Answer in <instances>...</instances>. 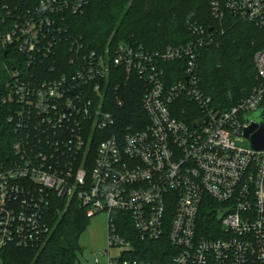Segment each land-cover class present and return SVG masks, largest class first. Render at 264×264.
<instances>
[{"label": "built area", "instance_id": "1", "mask_svg": "<svg viewBox=\"0 0 264 264\" xmlns=\"http://www.w3.org/2000/svg\"><path fill=\"white\" fill-rule=\"evenodd\" d=\"M82 4L0 0V23L11 20L0 54L28 70L0 61V264L9 247L43 248L73 202L89 219L108 214L109 249H123L107 253L108 264H152L127 258L134 242L115 213L141 241L166 239L167 264H264V151L234 140L264 108V47L254 58L261 83L220 109L200 89L198 52L213 40L203 27L190 26L196 42L158 52L112 41L88 50L63 25ZM225 9L264 35V0H227ZM212 11L225 16L219 3ZM61 42L59 73L43 66ZM181 62L184 79L171 82L167 65ZM122 73L142 82L140 126L117 118Z\"/></svg>", "mask_w": 264, "mask_h": 264}, {"label": "trees", "instance_id": "2", "mask_svg": "<svg viewBox=\"0 0 264 264\" xmlns=\"http://www.w3.org/2000/svg\"><path fill=\"white\" fill-rule=\"evenodd\" d=\"M14 1L16 0H6V3L11 5ZM29 1L33 3L39 0ZM82 1L81 12L68 10L64 14L66 19L63 25H67L71 35L80 40L88 50L102 49L109 41L112 44L142 46L151 52L185 46L196 42L197 36L190 26L197 25L205 29L207 38L213 35L212 43L203 44L198 52L200 89L204 96L211 98L213 106L220 109L234 106L247 98L261 83L257 78L254 58L264 47L263 32L255 25L237 20L227 12V0ZM213 3H219L225 10L223 19H216L213 15ZM10 22L8 19L5 24L0 23V29L8 32ZM64 43L55 46L51 59L43 67L52 66L55 71L62 72L67 60V45ZM63 49L65 57H62ZM12 59V53L5 56L0 54V61L7 62L10 67L17 65L26 72L24 59H19L17 64ZM183 66L184 62L167 65L171 82L184 79L183 75H179ZM127 78L122 73L117 82L120 85L117 97L124 106L116 108L115 112L124 126H140L141 122L147 121L142 107L144 88L136 75H131L129 80ZM115 217L122 235L134 242V250L127 253V258L152 264L169 262L165 253L169 249L166 239L156 242L141 241L131 232L127 217L118 213H115ZM53 220L55 222L52 224L51 236L43 248L9 247L3 253V264H79L78 253L82 251L79 241L89 223L85 209L73 202L66 212Z\"/></svg>", "mask_w": 264, "mask_h": 264}, {"label": "rangeland", "instance_id": "3", "mask_svg": "<svg viewBox=\"0 0 264 264\" xmlns=\"http://www.w3.org/2000/svg\"><path fill=\"white\" fill-rule=\"evenodd\" d=\"M239 147L250 149L252 144L250 140L241 137L234 138ZM109 221L107 213H100L89 219V223L81 234L80 247L78 253L79 264H108L109 257L113 259L120 258L123 249L111 248L108 246ZM109 253V257L107 256Z\"/></svg>", "mask_w": 264, "mask_h": 264}, {"label": "water", "instance_id": "4", "mask_svg": "<svg viewBox=\"0 0 264 264\" xmlns=\"http://www.w3.org/2000/svg\"><path fill=\"white\" fill-rule=\"evenodd\" d=\"M249 126L244 130V137L250 140L256 151H264V108L245 117Z\"/></svg>", "mask_w": 264, "mask_h": 264}]
</instances>
